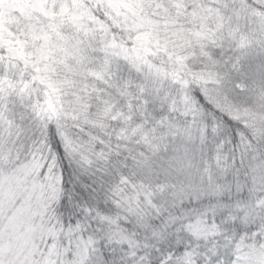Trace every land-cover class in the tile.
Segmentation results:
<instances>
[{"label":"trees","instance_id":"1","mask_svg":"<svg viewBox=\"0 0 264 264\" xmlns=\"http://www.w3.org/2000/svg\"><path fill=\"white\" fill-rule=\"evenodd\" d=\"M2 1L0 264H264V0Z\"/></svg>","mask_w":264,"mask_h":264},{"label":"rangeland","instance_id":"2","mask_svg":"<svg viewBox=\"0 0 264 264\" xmlns=\"http://www.w3.org/2000/svg\"><path fill=\"white\" fill-rule=\"evenodd\" d=\"M2 2H6V0H3ZM1 15L2 12H0V18ZM29 192L30 190H28V193ZM3 199L8 202L9 195L8 194L5 195ZM24 220H25V226H24ZM10 222L14 223V226H17L19 228V231L17 230L10 232V236H8V234L4 235L5 241H14L11 244V248H14L18 254H22L21 247L23 250L26 248L29 251L27 252V256H28L26 262L27 264L46 263L49 259L43 260L44 263L42 261L38 262V258L34 256L36 250L33 247H34V242L40 240L42 237H45L47 236L48 233H50L48 226L45 223H42L40 220H38L35 217L34 212L30 213V208L28 204H25L24 206L16 209L10 219ZM5 247L9 248L8 242H6ZM54 250L55 249L53 248H49L48 250L43 252L42 256L43 255L46 257L54 256ZM41 253H39L38 256ZM256 258L264 262V249L258 253Z\"/></svg>","mask_w":264,"mask_h":264}]
</instances>
